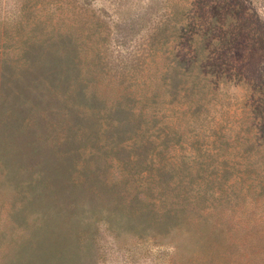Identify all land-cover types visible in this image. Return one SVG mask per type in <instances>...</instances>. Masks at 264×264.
Wrapping results in <instances>:
<instances>
[{
    "label": "trees",
    "instance_id": "obj_1",
    "mask_svg": "<svg viewBox=\"0 0 264 264\" xmlns=\"http://www.w3.org/2000/svg\"><path fill=\"white\" fill-rule=\"evenodd\" d=\"M93 1L0 17V185L23 227L0 228V264H94L101 225L151 236L166 264H264L261 15L164 0L114 58Z\"/></svg>",
    "mask_w": 264,
    "mask_h": 264
},
{
    "label": "rangeland",
    "instance_id": "obj_2",
    "mask_svg": "<svg viewBox=\"0 0 264 264\" xmlns=\"http://www.w3.org/2000/svg\"><path fill=\"white\" fill-rule=\"evenodd\" d=\"M21 0H0V17L6 14L15 13ZM185 2L186 0H180ZM93 6L104 12V19L108 22L112 35L110 36V49L113 57L126 55L133 45L144 38L152 19L159 17L164 11V0H96ZM171 4L176 0H170ZM247 7H253L264 21V0H247ZM140 16L139 20L136 17ZM116 23L120 24V29L127 28L122 33L131 36L125 47L116 45V34L114 28ZM121 31V30H120ZM128 50V51H127ZM12 187L8 183L0 185V228L4 224H13L18 233L23 227L20 222L9 216L12 209L20 204L18 197L13 198ZM34 214H28L30 219ZM98 252L94 256V264H166L168 259V249L163 246L151 244V236L138 237L128 232L122 233L117 239L111 232L100 226L97 236Z\"/></svg>",
    "mask_w": 264,
    "mask_h": 264
}]
</instances>
